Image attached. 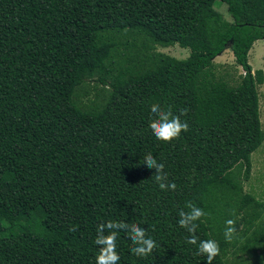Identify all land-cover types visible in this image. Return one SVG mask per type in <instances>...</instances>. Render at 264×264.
Returning <instances> with one entry per match:
<instances>
[{
  "label": "trees",
  "instance_id": "obj_1",
  "mask_svg": "<svg viewBox=\"0 0 264 264\" xmlns=\"http://www.w3.org/2000/svg\"><path fill=\"white\" fill-rule=\"evenodd\" d=\"M221 1L232 20L216 0H0V264H95L109 220L157 244L137 257L120 231L119 264H206L178 224L189 202L209 213L196 234L218 242L212 264L231 248L264 264V200L244 185L264 143V71L249 61L264 0ZM176 43L188 57L157 49ZM227 48L244 70L236 86L215 71ZM153 103L186 110L188 131L158 140ZM148 153L175 191L158 187Z\"/></svg>",
  "mask_w": 264,
  "mask_h": 264
},
{
  "label": "clouds",
  "instance_id": "obj_2",
  "mask_svg": "<svg viewBox=\"0 0 264 264\" xmlns=\"http://www.w3.org/2000/svg\"><path fill=\"white\" fill-rule=\"evenodd\" d=\"M150 113L152 118L149 121V127L158 140L171 143L173 140L179 139L182 132H187L189 129L188 123L180 118L186 115V110H182L179 115H173L170 108L166 110L159 103H153L150 105ZM144 164L147 168L156 170L154 180L161 190L175 191L177 189L174 182H169L168 174L164 171V163L159 162L152 153L145 155ZM207 216H209V213L195 203L189 202L186 209L178 211V224L190 234L186 243L198 245L196 254L205 256L206 264H212V261L220 254L218 242L213 239L201 240L196 234L199 227L197 222ZM235 225L236 221L233 219L226 221L224 237L228 242L233 240L237 232ZM69 230L76 231V228L71 227ZM120 231L128 234V238L134 245L131 252L137 257L145 258L152 254L157 247L156 241L148 236L147 230L138 224L109 220L97 226L95 244L98 246V255L95 264H119L120 255L116 249Z\"/></svg>",
  "mask_w": 264,
  "mask_h": 264
},
{
  "label": "rangeland",
  "instance_id": "obj_3",
  "mask_svg": "<svg viewBox=\"0 0 264 264\" xmlns=\"http://www.w3.org/2000/svg\"><path fill=\"white\" fill-rule=\"evenodd\" d=\"M216 8L223 13L226 19L232 20L231 14L228 10V6L221 0H216ZM157 49L160 52L169 54L177 58H186L189 56L191 50L184 48L179 44L164 47L158 45ZM215 71L218 76H224L226 80L232 84L237 85L240 81L241 74L244 70L236 63L235 55L230 48H227L222 54L215 58ZM249 61L254 70L262 69L264 71V38L256 41L253 48L250 51ZM93 83V82H92ZM260 93V111L261 120L264 128V83L259 85ZM253 169L252 175L248 181L244 183L245 189L252 192L258 198L264 200V143L256 150L253 155ZM233 250L230 249L227 258L228 264H250L251 261L247 258H243V254H232Z\"/></svg>",
  "mask_w": 264,
  "mask_h": 264
}]
</instances>
